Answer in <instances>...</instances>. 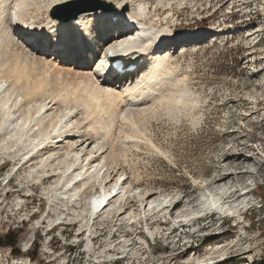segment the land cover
I'll list each match as a JSON object with an SVG mask.
<instances>
[{"label": "rangeland", "instance_id": "obj_1", "mask_svg": "<svg viewBox=\"0 0 264 264\" xmlns=\"http://www.w3.org/2000/svg\"><path fill=\"white\" fill-rule=\"evenodd\" d=\"M168 1L144 0L150 16H166L161 23L173 37L187 29L236 24L243 28L196 43L208 38L202 32V37L190 38L192 45L173 48L171 68L179 77H186L192 102L172 114L157 111L143 116L139 130L129 140L134 145L118 148L124 155L115 152L113 166L132 187L175 194L183 201L181 207L197 202L207 187L223 177V182L234 185L224 199L241 202L239 214L206 210L173 220L152 214L132 224L115 216L97 220L91 231L81 228L71 211L46 198L44 188L57 176L33 184L27 178L28 167L19 168L13 155L0 154V238L11 232L19 238L15 246L0 245V264H264V78L248 73L251 50L264 47V40L256 44L255 37L249 36L250 24L261 22L263 1ZM99 3L78 0L58 11ZM37 73L46 75L40 70ZM52 74L46 76L53 86L65 85L66 75H59L58 81L56 73ZM45 96L38 95L33 106L49 102L51 98ZM59 104L55 100L52 108L58 111ZM54 208L59 210L55 213ZM176 211L178 208L173 213ZM89 239L93 250L87 246ZM221 241L226 244L224 256L216 254L204 263L188 260Z\"/></svg>", "mask_w": 264, "mask_h": 264}, {"label": "bare ground", "instance_id": "obj_2", "mask_svg": "<svg viewBox=\"0 0 264 264\" xmlns=\"http://www.w3.org/2000/svg\"><path fill=\"white\" fill-rule=\"evenodd\" d=\"M76 1L0 0V154L13 155L19 168L28 167L27 178L33 184L57 176L44 194L53 205L71 211L81 228L91 230L97 220L115 216L132 224L152 214L172 220L206 210L238 215L242 203L225 201L234 185L223 182V177L214 186H206L197 202L181 207L183 201L175 194L132 187L114 161L115 152L124 155L118 148L131 144L143 116L157 111L172 114L192 102L186 77H179L171 68L173 48L181 49L190 38L208 36L196 43L216 40L243 27L187 29L173 37L161 23L166 16H150L144 0H102L104 3L90 5L75 17L52 13L56 6ZM262 1L261 22L250 24L249 29L256 44L264 40ZM124 11L130 23L134 22L131 27L138 26L134 31L124 30ZM251 51L249 76L264 78V47ZM112 60H119L124 68L135 65V70L113 73L109 71ZM39 70L50 77L51 72L56 73L58 81L59 75L68 79L61 87L53 86ZM40 94H48L50 101L33 106ZM55 100L60 102L58 111L52 108ZM149 232L154 235L153 230ZM91 241L89 250L94 248ZM224 243L208 247L204 254L194 253L188 260L204 263L216 254L224 256Z\"/></svg>", "mask_w": 264, "mask_h": 264}, {"label": "trees", "instance_id": "obj_3", "mask_svg": "<svg viewBox=\"0 0 264 264\" xmlns=\"http://www.w3.org/2000/svg\"><path fill=\"white\" fill-rule=\"evenodd\" d=\"M18 234L11 232L7 234L6 236H3L0 238V245H11L15 246L18 243ZM14 252L16 254H21L20 250L15 249Z\"/></svg>", "mask_w": 264, "mask_h": 264}, {"label": "water", "instance_id": "obj_4", "mask_svg": "<svg viewBox=\"0 0 264 264\" xmlns=\"http://www.w3.org/2000/svg\"><path fill=\"white\" fill-rule=\"evenodd\" d=\"M99 2H101V3H104L102 0H98ZM65 5H58V6H56L55 8H53L52 9V13L54 14V13H56V12H58V13H60L58 10L59 9H61V8H63ZM90 7V5L89 6H85V7H82V8H78V9H74V10H70V11H64V12H61L60 14H62L64 17H75V16H77L80 12H82L83 10H85L86 8H89Z\"/></svg>", "mask_w": 264, "mask_h": 264}, {"label": "built area", "instance_id": "obj_5", "mask_svg": "<svg viewBox=\"0 0 264 264\" xmlns=\"http://www.w3.org/2000/svg\"><path fill=\"white\" fill-rule=\"evenodd\" d=\"M30 261V260H29Z\"/></svg>", "mask_w": 264, "mask_h": 264}, {"label": "snow or ice", "instance_id": "obj_6", "mask_svg": "<svg viewBox=\"0 0 264 264\" xmlns=\"http://www.w3.org/2000/svg\"><path fill=\"white\" fill-rule=\"evenodd\" d=\"M111 71V70H110Z\"/></svg>", "mask_w": 264, "mask_h": 264}]
</instances>
